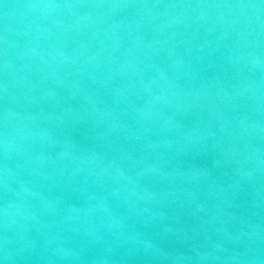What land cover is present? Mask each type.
<instances>
[{"label": "water", "instance_id": "1", "mask_svg": "<svg viewBox=\"0 0 264 264\" xmlns=\"http://www.w3.org/2000/svg\"><path fill=\"white\" fill-rule=\"evenodd\" d=\"M256 4L0 0V264H264Z\"/></svg>", "mask_w": 264, "mask_h": 264}, {"label": "clouds", "instance_id": "2", "mask_svg": "<svg viewBox=\"0 0 264 264\" xmlns=\"http://www.w3.org/2000/svg\"><path fill=\"white\" fill-rule=\"evenodd\" d=\"M225 7H260V6H254V5H224ZM29 7H35V5H29ZM166 7H177L176 5H168ZM180 7H191V5H182ZM197 7H200V5H197ZM213 7H221V5H213ZM5 151H7V141H5Z\"/></svg>", "mask_w": 264, "mask_h": 264}, {"label": "snow or ice", "instance_id": "3", "mask_svg": "<svg viewBox=\"0 0 264 264\" xmlns=\"http://www.w3.org/2000/svg\"><path fill=\"white\" fill-rule=\"evenodd\" d=\"M254 6L264 7V0H258V4L254 5Z\"/></svg>", "mask_w": 264, "mask_h": 264}]
</instances>
